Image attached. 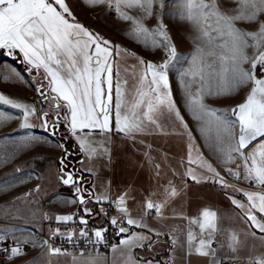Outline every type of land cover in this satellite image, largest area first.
<instances>
[{
    "label": "snow or ice",
    "instance_id": "6c2138e0",
    "mask_svg": "<svg viewBox=\"0 0 264 264\" xmlns=\"http://www.w3.org/2000/svg\"><path fill=\"white\" fill-rule=\"evenodd\" d=\"M92 8L107 5L109 11H115L120 19L131 21L132 35L137 42L145 47H164L167 59L160 64L139 60L145 65V72L138 82L129 90L119 80L115 82V104L113 106V66L111 59L114 55L112 42L101 37L88 27L77 21L66 0H0V50H7L8 55L19 53L23 62L30 70L43 77V81L35 89L40 97L50 99L54 103L55 118L49 122L48 112H37V109L27 103H16L5 95H0V105L19 110V117L0 111V124L20 119L19 128L35 127L32 117L41 121L45 132L55 135L63 121L72 136L77 137L79 149L88 159L99 155H107L108 149L101 141L95 144L90 137L94 133L109 137L107 134L114 130L124 136L135 138L137 134L150 132L149 125L161 129L158 116L167 112L174 121L178 122L188 132L190 142L194 139L188 125L172 97L169 85L168 70L170 65L178 60L177 50L167 35L160 13L153 9L163 10V0H83ZM236 5L229 15L222 12L216 0H183L181 19H186L197 30L196 47L184 69L181 83L184 88V105L186 111L197 122L198 131L208 142L213 151L218 154L227 173L236 180H247L254 186L264 187V78H257V66L264 71V0H233ZM124 8H139L144 18L156 15L160 21L158 27L150 29L127 12ZM237 21L257 23L255 31H245L236 26ZM252 48L251 55L247 49ZM127 54V53H126ZM244 64L250 68L245 69ZM150 75V79H149ZM46 82V83H45ZM250 84V91L244 102L229 110L220 111L210 107L206 98L231 96L241 87ZM195 86V87H194ZM48 88V92L44 88ZM52 94H55L52 96ZM59 101H64L60 104ZM67 109L61 118L60 111ZM114 113V127H113ZM36 138L31 137L22 141L18 147L23 149ZM257 142L249 151L250 145ZM95 144V146H94ZM57 147H62L57 145ZM192 147H189L188 160H192ZM237 160L242 161L237 164ZM62 168L61 182L64 185L79 184V178L74 173L64 171V160L60 161ZM236 164V170L227 167ZM201 167H206L213 174L214 183L222 188L229 185L216 169L203 161ZM156 167H159L158 165ZM19 171V169L17 170ZM89 172L91 170H88ZM186 175L194 183L206 182L191 169ZM39 191V187L34 189ZM81 189L76 188L77 194ZM86 191V190H85ZM167 197H175L178 193L169 182L164 189ZM247 203H241L230 198L232 204L239 208L250 222V226L264 234V192H245ZM30 195V193H29ZM91 196V193H89ZM100 203L107 197H96ZM83 196H79V203L85 204ZM117 210L124 216V226L113 217L111 225L118 228L117 234H125L119 245H113L112 251L124 248L129 255L126 264H137L131 255L136 247H143V241L150 237L142 232L129 233V227L147 229L141 219L131 217L126 207V194L117 197ZM167 203V200L164 201ZM164 204L145 202L144 215H151L155 209L157 217L162 216ZM90 215L91 210L85 209ZM58 222L73 220L72 215L57 216ZM80 224L87 225V220L81 218ZM190 224L199 229V236L191 229L187 235V255L211 256L214 264H221L215 260L216 249L212 247L215 233L219 231L217 214L210 209H203L197 218L190 219ZM105 229L94 231L96 243L104 242ZM59 234V230H57ZM253 237L256 232L251 233ZM72 233L67 239L72 240ZM79 235L84 237L86 231ZM159 236L161 233L155 232ZM259 239L264 240V235ZM45 244L48 242L45 241ZM176 240L173 238V244ZM238 237L232 233L229 237L228 248L237 251ZM50 254H60L61 249L49 245ZM21 249L13 246L11 257L21 255ZM148 264H152L148 261ZM249 264H264V257L250 259Z\"/></svg>",
    "mask_w": 264,
    "mask_h": 264
},
{
    "label": "crops",
    "instance_id": "0c3cea01",
    "mask_svg": "<svg viewBox=\"0 0 264 264\" xmlns=\"http://www.w3.org/2000/svg\"><path fill=\"white\" fill-rule=\"evenodd\" d=\"M66 3L79 23L98 33L93 29L91 25L93 20L89 15L98 7L88 6L89 8L84 11L80 8L84 4L83 0H66ZM9 56L12 55H8L7 50H0V95H5L16 103H27L33 106L28 101V94L36 89V86L43 81V77L41 75L38 78L31 77L26 73L24 66L19 65L13 59H7ZM171 92L194 139L190 142L188 132L165 111L158 116L161 129L149 125L150 132L137 134L141 137L138 141L137 153L142 157L133 161L134 167L127 177H101L95 170L97 168L93 167L111 160L107 144L105 147L108 149V154L99 155L93 159H88L80 151L77 160H82L80 167L86 175L92 177L91 189L93 190L92 197L83 205L79 203L76 188L64 185L60 179L58 166L59 158L63 155V147H57V145L62 146L63 141L45 132L41 127V121L35 116L31 118L35 127L29 129L19 128L20 119L12 120L15 124L10 132L14 138L12 140L20 144L28 138L35 137L36 141L25 147L28 158L33 160V164L27 167L28 173L21 175L27 179L28 185L26 189L12 194L8 217L0 216V221L2 220L0 229L5 230L0 238L10 237L16 241L27 240L39 246L45 245L40 238L44 233L47 237L68 236L69 233L78 236L79 229L59 231L57 234L51 224L45 221V217L49 215L51 223H68L71 221L58 222L56 217L72 215L73 211L80 209L91 222L101 225L103 218L95 212V206L98 203L95 198L107 197L106 200H117V197L126 194V207L131 217L142 218L143 223L149 228L161 233L157 236L155 232H148L147 229L131 227L129 233L142 232L150 237L143 241V247H136L132 250L131 255L137 264H148V261L152 264H214L211 256L187 255L189 230L191 229L199 236L198 227L190 224V219L197 218L205 208L217 214L219 231L215 233L212 243V247L216 249L215 260L220 261L221 264H249L250 259L264 257V240L259 239L264 234L252 228L250 222H246L241 210L235 207L230 199L234 198L246 204L247 197L243 193L264 192V187L254 186L247 180H236L234 177L225 175V166L221 163L218 154L197 130V122L186 111L184 100L172 89ZM0 110L16 117L21 115L19 110L8 106L0 105ZM64 110L67 113V109L64 108ZM107 135L111 139L116 136L128 138L115 130ZM92 136L103 135L94 133ZM68 137L71 141L70 147L75 145L79 151L77 137L72 136L71 133ZM190 146L193 160L191 164L188 160ZM201 157L203 161L221 170L220 175L229 187L222 188L220 184L213 182L215 179L213 174L206 167L200 166ZM236 163L241 164L242 161L237 160ZM157 165L159 167H156ZM150 166H153L154 174ZM227 167L236 170V164H230ZM18 169L20 173L22 170ZM189 169L197 176L204 178L206 182L194 183L186 175ZM169 182L177 190L178 194L175 197H167L164 192V189L169 187ZM37 187H39L38 192L34 191ZM148 200L164 204L162 216L144 215V205ZM165 200L167 203H164ZM85 209H90L91 214L86 215ZM114 217L121 225L124 223V216L118 210ZM252 232H256L255 237L251 234ZM232 233L237 235L239 241L237 251L234 253L228 248L229 237ZM173 238L176 240L175 245ZM39 250L34 252L32 258L30 257L33 264L35 262H38L37 264H126L129 255L128 251L122 247L117 248L115 252L111 248L108 252L100 254L76 252L50 254L47 245L44 250ZM21 257V255L16 256L13 260Z\"/></svg>",
    "mask_w": 264,
    "mask_h": 264
},
{
    "label": "rangeland",
    "instance_id": "374dc122",
    "mask_svg": "<svg viewBox=\"0 0 264 264\" xmlns=\"http://www.w3.org/2000/svg\"><path fill=\"white\" fill-rule=\"evenodd\" d=\"M163 3L165 5L163 10L159 9L157 6L153 11L154 13L161 14L163 24L166 26L167 35L170 37L171 43L175 45L179 57L178 60L170 65L168 70L169 85L173 92L178 94L184 100L185 92L181 83L180 74L188 67V61L196 47V37L198 32L191 23L180 17L183 0H163ZM216 3L222 12L228 13L229 15L234 14L231 11L236 7L233 0H216ZM80 8L86 11L89 7L84 3ZM123 10L127 12L128 15L141 20L144 26L150 29L157 28L160 23L156 18V15H153L151 18H144L139 8H124ZM89 15L93 20V24H91L93 29L96 30L101 37L104 36L103 38L111 41L112 46H118V54H116L117 49L113 47L114 55L110 58L113 66V103L115 104V82L119 80L123 85L124 81H127V84L124 86L131 90L145 70V65H141L139 60L143 59L145 62L155 63L156 61H159V64L163 63L167 59L166 49L162 46L152 47L149 45L148 47H145L142 42H137L132 35L133 24L131 21L120 19L115 11H109L107 5L98 6L97 10L92 11ZM261 19H264V16H262ZM236 26L245 31H255L258 24L237 21ZM107 36L109 39L106 38ZM246 51L251 55L253 49L248 48ZM243 67L249 69L250 65L244 64ZM256 75L258 78L264 77V71H262L259 66H257ZM250 87L251 85L248 84L241 87L231 96L206 98L205 102L210 107L217 110H229L245 100L246 95L250 91ZM14 126L15 124L14 122L12 123V121L0 124V216H6V218L10 213L9 206L12 200V194H16L19 190L26 189L28 185L27 179L21 177V175L28 173L27 167L33 164V160L28 158L27 149H20L18 147L19 143H17L16 140H12L14 138H12L10 132ZM140 138L139 135H136L134 139L116 136L114 139L109 138L108 140H105L103 136L90 137L95 144H98L103 140H105L103 141L104 143L108 142L105 144H107L110 151L111 160L93 166L94 168H97L95 170L98 172L99 176L115 178H118L119 176H129L134 167L132 165L133 161L142 157L137 153V146L139 145L138 141ZM254 145H252L247 151H249ZM58 167L60 171V161ZM212 167L221 173V170L217 166L212 165ZM18 168L22 170L20 173L17 171ZM150 168L152 169V174H154L153 166H150ZM17 174H20V176H17ZM61 175L62 173L60 171V177ZM225 175L227 177L230 176L226 170ZM1 221L0 228L2 226ZM4 233L5 230L0 229V237ZM40 238L42 237L40 236ZM24 241L27 240L16 242ZM40 246L42 247L40 249L41 251L45 249L44 244ZM33 254L34 253L29 255L21 254V258L16 260L12 259L11 261L2 264H33V262L30 261ZM37 263L38 262H35V264Z\"/></svg>",
    "mask_w": 264,
    "mask_h": 264
},
{
    "label": "built area",
    "instance_id": "2783aa9c",
    "mask_svg": "<svg viewBox=\"0 0 264 264\" xmlns=\"http://www.w3.org/2000/svg\"><path fill=\"white\" fill-rule=\"evenodd\" d=\"M159 64V61L155 62ZM28 101L37 109V112L47 111L50 115L56 114L54 111V104L51 102L44 101L42 97H40L36 90L32 91L28 95ZM232 177V176H231ZM116 200L109 199L100 203H97L95 206L96 214H100L103 218V224L98 225L86 217L84 213L77 209L73 211L72 216L73 220L68 223H51L50 216L47 215L45 217V221L51 224V227L54 231H69L73 229H79L86 231L87 235L81 237L80 235H72V240L69 241L67 236L58 237L57 235H52L47 237L46 234L41 235V239L48 243L45 244L49 248L51 245L54 248L61 249L63 253H106L108 252L113 245L119 243V241L124 237L125 234L118 235V228L116 226L111 225L110 220L117 213ZM47 208V205H45ZM152 214L148 215L149 217H155V209L151 210ZM83 218L87 220V225H83L79 223V220ZM124 226V223L122 224ZM98 229H105L104 231V242L96 243V239L94 236V231ZM131 227H129V230ZM13 246L19 247L23 255H29L41 249L42 247L33 242L24 241V242H16L14 239L10 237H2L0 238V264L9 262L14 257H11V248Z\"/></svg>",
    "mask_w": 264,
    "mask_h": 264
},
{
    "label": "water",
    "instance_id": "95a60500",
    "mask_svg": "<svg viewBox=\"0 0 264 264\" xmlns=\"http://www.w3.org/2000/svg\"><path fill=\"white\" fill-rule=\"evenodd\" d=\"M7 59H13V60H15L19 65H22V66H24L26 68L25 71H26V73L28 75H30L31 77H34V78H38L39 74H37V73L33 74V70H30L29 67L23 62V58L19 59V57L17 55H12V56L7 57ZM262 78H264V77H262ZM39 85L40 84H38L36 86V88ZM44 91L45 92H48L49 90H48V88H46V89H44ZM52 96H54V95L52 94ZM43 100L44 101H47L49 99H44L43 98ZM59 103L60 104H64L61 101H59ZM60 116H61V118H63L64 115L62 113H60ZM54 118H55V116L53 117V119ZM47 119L49 120V122H51L50 114L49 113H48ZM63 125L67 128V130L61 132V127ZM69 133H70V131H69L68 126L66 124H64L63 121H61V124L58 127V129L56 130L55 135H54L56 137H59L63 141V144H62V147H63V155H62V157H60L59 161H61L62 159L64 160V163L66 165V167H64V171L65 172L74 173L75 176L77 178H79V184H76V185L69 184L67 186L72 187V188L79 187L81 189V191L78 194V198H79V196H83L84 199H85V201H87L93 195V190L91 189L92 177L86 175L85 171L82 170V168L80 167V164L82 163V160H79V161L77 160V157L80 154V150L78 151L76 149V146L75 145H73L72 147H70L71 146V141H70V139L68 137ZM255 143H257V142L254 141L253 142V145ZM251 146L252 145H250L249 148ZM247 150L248 149H246L245 151H247ZM61 168H62V165L60 163V171H61ZM89 193H91V196L89 195Z\"/></svg>",
    "mask_w": 264,
    "mask_h": 264
},
{
    "label": "flooded vegetation",
    "instance_id": "af4514ba",
    "mask_svg": "<svg viewBox=\"0 0 264 264\" xmlns=\"http://www.w3.org/2000/svg\"><path fill=\"white\" fill-rule=\"evenodd\" d=\"M36 72H35V70H33V74H35ZM39 77V76H38ZM41 83V82H40ZM39 83V84H40ZM46 83V82H45ZM47 87H45L44 89H46ZM47 102H50V99L49 100H47ZM54 104V103H53ZM60 113H62L63 115H65L66 114V112H65V110H64V108H62L61 109V111H60ZM55 116V114L54 115H50V119H51V121L53 120V117ZM67 130V128L63 125L62 127H61V132H63V131H66Z\"/></svg>",
    "mask_w": 264,
    "mask_h": 264
},
{
    "label": "trees",
    "instance_id": "16d2710c",
    "mask_svg": "<svg viewBox=\"0 0 264 264\" xmlns=\"http://www.w3.org/2000/svg\"><path fill=\"white\" fill-rule=\"evenodd\" d=\"M15 55H17V56L19 57V59H21V58H22V55H21V54H19L18 52H17V53H15Z\"/></svg>",
    "mask_w": 264,
    "mask_h": 264
}]
</instances>
